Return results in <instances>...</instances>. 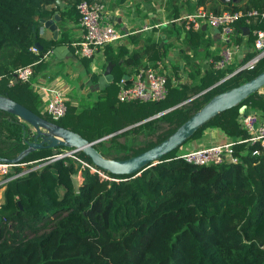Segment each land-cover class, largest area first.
<instances>
[{"label": "trees", "instance_id": "16d2710c", "mask_svg": "<svg viewBox=\"0 0 264 264\" xmlns=\"http://www.w3.org/2000/svg\"><path fill=\"white\" fill-rule=\"evenodd\" d=\"M56 1L0 0V94L50 121L53 120L39 110L41 100L32 90L31 82L17 81L8 86L7 78L15 69L37 62L33 66L32 80H35L46 51L62 43L72 46L65 37L68 28L63 21L66 17L78 16L76 5L81 0H60L64 3L62 8ZM198 5L214 13L252 8L264 10V0H230L225 3L198 0ZM54 13L62 17L58 22L61 36L44 40L39 34L41 20L52 18ZM244 27L251 28L248 45H252L251 33L253 29H264V17H253L248 24L239 20L235 24L236 43L240 41ZM197 31L199 44L205 45L201 27ZM33 46L39 49L38 53L31 51ZM149 46L129 53L122 48L108 52L104 68L109 61L114 64L111 82L100 89L92 104L83 107L79 113L74 111L75 104L71 101V117L65 122L63 118L69 109L66 103L65 115L54 122L79 133L88 141H95L93 146L102 156L127 159L164 140L213 95L238 86L264 70L263 57L252 67L238 70L192 98L188 104L184 103L187 105L182 104L162 114V120L172 126L165 130L167 132L158 134L154 142L132 150L118 141L119 135L101 138L133 123L132 113L142 103L125 105L116 97L117 104H110L105 91L121 75L130 73L122 67L136 65ZM193 47L196 48L197 44ZM254 56L255 51H250L239 65L206 70L199 78V85H194L190 91L180 93L187 84L179 89L168 84L167 98L162 103H150L154 111L144 118L193 97ZM158 57L149 55L148 59ZM115 68L120 70L117 77L113 74ZM226 69H229L228 74L224 72ZM195 72H198V66L190 71L189 76L197 75ZM90 77L96 82L94 74ZM21 90L25 95L31 93L34 96L28 100L30 104L14 98H19L17 93ZM77 101L80 100L75 103ZM99 105L105 107L92 113ZM250 111L264 115V96L258 91L238 106L219 113L190 139L213 128L231 138L245 137L247 133L239 126L237 118ZM146 125L153 132L158 127L157 121L152 120L143 124ZM25 130L23 137L22 123L17 117L0 110V141H3L0 157H15L26 147L24 140H31V133L26 125ZM3 131L8 133L3 134ZM255 147L248 144L238 146L240 161L235 164L196 166L174 158L176 154L172 150L139 174L104 172L110 177L108 179L85 169L77 186L72 179L78 171L75 161L63 157L48 162L9 182L4 190L0 205V264H264V149L256 156L251 154ZM54 149L35 150L22 161L60 153L53 152ZM78 154L90 161L81 151Z\"/></svg>", "mask_w": 264, "mask_h": 264}, {"label": "built area", "instance_id": "2783aa9c", "mask_svg": "<svg viewBox=\"0 0 264 264\" xmlns=\"http://www.w3.org/2000/svg\"><path fill=\"white\" fill-rule=\"evenodd\" d=\"M105 8L103 1L81 0L77 3L76 10L83 33L81 38L73 42L72 45L80 58L91 59L95 54L102 51L105 46L115 43L121 38L114 25L103 19ZM258 16L264 17V10L252 8L246 11L223 10L214 13L203 6H198L194 11L177 19V21L186 30H198L203 25L218 29L224 46L220 50L219 56L210 60V64L212 69L222 70L227 68L240 52V46L234 41L235 24L241 19L248 23L251 18ZM252 35V51H255V56L228 74L226 78L240 69L252 67L264 57V29H254ZM31 51L37 53L38 49L33 46ZM51 53L52 50L46 51L42 56V60L46 59ZM36 63L33 62L15 69L7 78V85L11 86L17 81L31 82L32 90L41 100L39 108L41 113L47 114L53 122L58 121L66 113V100L69 91L64 87L65 83L45 81L44 79L32 80L33 66ZM1 84L2 77L0 76V88ZM116 84V97L121 103H160L168 96V75L159 60L141 63L132 72L121 75ZM237 121L239 126L246 131L247 135L245 137H227L224 141L213 145L189 148L180 154H176L174 158H181L196 166L235 164L240 161L238 146L242 144L255 145L256 147L251 151V154L260 155L264 149V115L257 111L245 112L238 116ZM79 151L78 149H66L63 152L32 161H0V205L3 202L4 190L9 182L48 162L63 157H72L75 160L79 175H82L83 170L88 169L103 178L110 179L104 171L94 166L92 162L79 156ZM240 153H242V150Z\"/></svg>", "mask_w": 264, "mask_h": 264}, {"label": "crops", "instance_id": "0c3cea01", "mask_svg": "<svg viewBox=\"0 0 264 264\" xmlns=\"http://www.w3.org/2000/svg\"><path fill=\"white\" fill-rule=\"evenodd\" d=\"M102 1L106 7L103 12V19L114 25L121 38L117 42L105 46L93 58H81L84 66L70 60L71 53L76 55L74 46L62 43L60 45H64L65 48L58 53V56L52 50V53L42 60L36 79L65 83L64 87L69 91L68 94L75 95L78 100L94 101L100 90L97 81L105 69L106 54L119 48L127 50L129 53L133 50L138 51L142 46L150 45L147 51L143 52L136 65H126L127 71L132 72L141 63L159 60L167 71L169 87L174 86L179 89L182 84H187L180 92L183 93L192 89L197 83L194 79L211 67L210 60L215 55L219 56V52L224 46L222 36L217 29L202 26L201 34H203L206 44L200 45L198 31L186 30L177 21V19L194 11L198 6H202L198 5V0ZM244 1L233 0V2ZM60 19H62L61 16ZM58 22H56L58 27L57 39L61 36ZM63 23L68 28L65 34L67 40L71 43L78 41L83 33L78 16L66 17ZM250 32L251 28L248 27H244V30L241 31V43L238 42L240 52L234 57L230 65L234 62L239 63L244 59L247 52L253 50L252 45L247 44ZM39 34L44 40L53 38V32L46 28L43 23L39 26ZM189 39H191V43H189ZM194 44H197L196 48L193 47ZM149 55H159V57L148 59ZM195 66H198V72H195L198 74L189 76L190 71H194ZM91 74L97 77L96 82L91 79ZM77 99H74L72 103L76 104ZM26 102L30 104L28 100ZM227 137L220 130L207 129L201 136L188 141V147L185 149L213 145L224 141Z\"/></svg>", "mask_w": 264, "mask_h": 264}, {"label": "water", "instance_id": "95a60500", "mask_svg": "<svg viewBox=\"0 0 264 264\" xmlns=\"http://www.w3.org/2000/svg\"><path fill=\"white\" fill-rule=\"evenodd\" d=\"M219 1L225 3L230 0ZM56 3L61 8L64 6V3L60 0H57ZM59 20L60 16L58 13H54L53 17L50 19L41 20L43 25L53 32V39H57L58 27L56 22ZM64 48V45H57L53 49V53L58 56V53ZM113 65L114 64L109 61L103 73L98 77L97 84L99 89H103L104 87H106L113 79V75L111 73ZM224 79H226V77H224L214 85L201 91V93L208 91L210 88L219 84ZM263 86L264 70L257 74L255 77L238 86L229 88L223 92L213 95L200 109H198L190 117H188L164 140L152 146L151 148L127 159H109L102 156L93 146L95 141H88L79 133L65 128L53 121H50L33 112L25 105L13 100L6 95L0 94V110L16 116L17 119L22 122L23 137H25L26 135L25 124L29 125L32 129V133L30 135L31 140H28L26 138L24 140L26 147L22 149L15 157H0V161L18 162L23 160L31 152L38 149L65 147L68 149L80 150L90 159L94 166L104 172L115 175L139 174L142 170L155 164L164 155L168 154L172 150L182 145L188 139H190L200 127L213 119L219 113L238 106L250 95L259 91ZM180 105L181 103L162 111V113L160 114H164ZM151 118L152 117H148V119ZM112 135L113 134H108L101 139L108 138Z\"/></svg>", "mask_w": 264, "mask_h": 264}, {"label": "rangeland", "instance_id": "374dc122", "mask_svg": "<svg viewBox=\"0 0 264 264\" xmlns=\"http://www.w3.org/2000/svg\"><path fill=\"white\" fill-rule=\"evenodd\" d=\"M248 24V23H247ZM241 43V41L239 42ZM248 44V42H247ZM249 46H251L249 44ZM97 55V54H95ZM94 55V56H95ZM76 56V55H75ZM72 53L70 54V60L73 62L75 61L76 64L78 65H83V62L81 61V58L79 56H76L75 57ZM93 58V57H92ZM249 58V57H248ZM247 58V59H248ZM250 60V59H249ZM248 61V60H247ZM236 65H239L237 62H234L232 64V66H236ZM73 66V65H72ZM211 68V67H210ZM209 68V69H210ZM119 68H115L114 71H113V74L117 77V74L120 70H118ZM122 70H125V67H122ZM207 70V69H206ZM205 70V71H206ZM204 71V72H205ZM229 69H226L224 72L226 74H228L229 72ZM223 72V73H224ZM204 74V73H203ZM203 74H199L197 75V78H195L194 80L197 81V83L195 84L196 86L199 85L200 81L198 78L201 77V75ZM111 82V81H110ZM183 85V84H182ZM214 85V84H213ZM192 86V85H191ZM85 87V86H84ZM205 90V89H204ZM201 91L203 90H200L199 92H197L195 95L201 93ZM261 95L264 96V86L258 91ZM106 95H107V101L108 103L110 104H117V100H116V94H117V84L115 82H113L111 85H109L105 91ZM12 96L14 95V93H10ZM18 94V97L20 98H16L14 97L16 100H19L22 101L21 102H26V100H32L34 99V96L30 93H26V95L28 97H26V95L24 94V92L21 90L20 93H17ZM194 95V96H195ZM196 97V96H195ZM72 98H76L75 95H71V94H68L67 95V104H71V101H73ZM191 98H194V97H191ZM191 98H188V99H191ZM188 99H184L182 102L186 101L187 104H188ZM192 100V99H191ZM190 101V100H189ZM18 102V101H17ZM163 102V101H162ZM161 102V103H162ZM185 102V103H186ZM151 102H146V103H142V104H139L138 107H137V110H135V112H133V117H134V121H132L133 123L131 124H128L127 126L115 131L114 133H111V134H115V135H119V139L118 141L123 143L124 145H127V147H130L132 150H137L139 148H141L142 146L146 144H148V142L152 141L154 142L157 138V135L158 134H163L167 131V128L168 127H171V126H168L167 123L165 121H163L162 119V114H158V113H155L153 115H151L150 117H152L151 119H148L147 118H144L146 114H150L152 113V111H154L153 107L150 105ZM69 104V109L67 111V116L65 118H63V121H67L68 120V117L70 119L71 117V113H72V108ZM73 104V103H72ZM92 104V101L91 103L90 102H86L85 100H80L79 102L77 101L76 104H75V109L74 111H76L77 113H79L83 107H86V106H89ZM184 104V103H183ZM187 104H184V105H187ZM125 105H129V104H125ZM182 105V104H181ZM183 105V106H184ZM121 106H123L121 104ZM103 107L105 106H98L96 110H92L91 112L92 113H97L98 111H100ZM147 108H149L148 110H146ZM152 108V109H151ZM169 109V108H168ZM245 108H242L241 110L244 111ZM147 112V113H146ZM161 113V112H160ZM47 117H49L47 114H44V113H41ZM50 118V117H49ZM144 118V119H143ZM142 119V120H141ZM148 119V120H147ZM149 120H152V121H157V125L158 127L155 128V132H153L151 129H150V126L146 125V126H143V124L146 122V121H149ZM19 121V120H18ZM20 122V121H19ZM22 123V122H20ZM29 130H30V133H32V129L29 125L25 124ZM141 126V127H140ZM121 127V126H120ZM216 130V128H213ZM217 130H220V129H217ZM221 131V130H220ZM4 133H8L6 131H3V134ZM107 136V135H106ZM105 137V136H104ZM3 138V137H2ZM5 139V138H4ZM106 139V138H105ZM194 139V138H192ZM192 139H188L186 142H184L182 145H180L179 147H177L176 149H174L175 151L173 152L174 154H180L181 152H183L184 150H186L185 148H187V143L188 141L192 140ZM0 146L3 144V141H0ZM67 148H62V147H57L53 150V152H63L65 151ZM132 153V151H130L128 154L130 155ZM73 161H75L72 157H70ZM72 179H73V183L75 186H77L79 184V181L82 180V175H79L78 173H75L73 176H72Z\"/></svg>", "mask_w": 264, "mask_h": 264}]
</instances>
